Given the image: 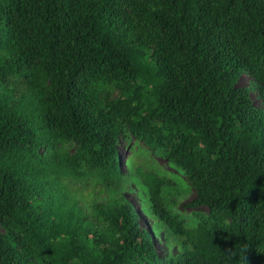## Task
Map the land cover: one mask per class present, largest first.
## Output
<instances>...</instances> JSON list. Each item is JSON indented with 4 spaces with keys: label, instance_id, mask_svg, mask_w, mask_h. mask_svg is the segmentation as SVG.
Wrapping results in <instances>:
<instances>
[{
    "label": "trees",
    "instance_id": "obj_1",
    "mask_svg": "<svg viewBox=\"0 0 264 264\" xmlns=\"http://www.w3.org/2000/svg\"><path fill=\"white\" fill-rule=\"evenodd\" d=\"M0 264H264V0H0Z\"/></svg>",
    "mask_w": 264,
    "mask_h": 264
},
{
    "label": "rangeland",
    "instance_id": "obj_2",
    "mask_svg": "<svg viewBox=\"0 0 264 264\" xmlns=\"http://www.w3.org/2000/svg\"><path fill=\"white\" fill-rule=\"evenodd\" d=\"M248 81V76L242 73L237 79L236 84L247 85ZM114 93L115 91H111V94ZM250 96L253 100V103L255 105H258L259 101L256 98L254 91L250 92ZM117 148L121 170L125 169L128 164H132V166L139 164L143 166V168H152L161 174L172 177L176 181L178 194L171 195L172 199H174L176 202L172 206V208L182 212L181 215L183 217H187L186 224L190 225L192 216L189 212L191 211V209H189L188 207H183V203L192 197L193 192L188 187L184 189V186L182 185V180L184 179L180 175V173L177 172L174 168L169 167L160 156L151 154L143 144L135 140L130 135L129 138L121 136L117 143ZM68 188L70 194L76 198L77 203L83 209L87 210L92 201L98 200L103 195L102 187L94 182L93 184H90L71 181L69 182ZM122 195L127 200H129L135 208L139 225L146 230H150L149 226L152 220L148 217L151 216V214L149 213V206L145 196L143 195V198H140L135 190H129L126 188L122 190ZM200 209L204 210V208ZM151 242L153 243L154 249L158 254L163 253L164 245L162 243V240L160 239V232L157 234V236L152 235Z\"/></svg>",
    "mask_w": 264,
    "mask_h": 264
}]
</instances>
